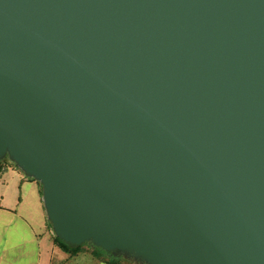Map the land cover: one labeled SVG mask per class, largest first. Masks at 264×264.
Returning <instances> with one entry per match:
<instances>
[{
    "label": "water",
    "instance_id": "95a60500",
    "mask_svg": "<svg viewBox=\"0 0 264 264\" xmlns=\"http://www.w3.org/2000/svg\"><path fill=\"white\" fill-rule=\"evenodd\" d=\"M3 155L68 246L264 264V0H0Z\"/></svg>",
    "mask_w": 264,
    "mask_h": 264
},
{
    "label": "crops",
    "instance_id": "0c3cea01",
    "mask_svg": "<svg viewBox=\"0 0 264 264\" xmlns=\"http://www.w3.org/2000/svg\"><path fill=\"white\" fill-rule=\"evenodd\" d=\"M0 167V264H64L75 255L60 250L52 241L41 202L38 181L14 163ZM84 261L98 262L92 256Z\"/></svg>",
    "mask_w": 264,
    "mask_h": 264
},
{
    "label": "trees",
    "instance_id": "16d2710c",
    "mask_svg": "<svg viewBox=\"0 0 264 264\" xmlns=\"http://www.w3.org/2000/svg\"><path fill=\"white\" fill-rule=\"evenodd\" d=\"M4 155L2 157H0V167H1V162H6V160L4 159ZM12 162V161H11ZM13 163V162H12ZM48 226L49 223L47 221ZM52 241L53 243L63 252L68 253L70 256L71 255H75L77 252H81L83 251V245H87L90 249H89V253L90 255L97 259L100 262H103L105 264H122L121 260H127L128 258L123 257L121 255L119 256H112L111 254L104 252L94 246H92L89 242H83L82 244L78 245V246H68L65 243H63L59 238H57L56 236H52ZM137 264H146L143 261H136Z\"/></svg>",
    "mask_w": 264,
    "mask_h": 264
},
{
    "label": "rangeland",
    "instance_id": "374dc122",
    "mask_svg": "<svg viewBox=\"0 0 264 264\" xmlns=\"http://www.w3.org/2000/svg\"><path fill=\"white\" fill-rule=\"evenodd\" d=\"M4 156H5L4 159L6 160V162H11V160L7 157V155H4ZM82 248H83V252H85V254H83V253L78 254V255H76L77 257L69 259L64 264H102V263H98L97 261L96 262L84 261V259H87L86 256L90 255V253H89L90 248L87 245H83ZM136 261L137 260H135V259L128 258L127 260H121V263L122 264H137Z\"/></svg>",
    "mask_w": 264,
    "mask_h": 264
}]
</instances>
